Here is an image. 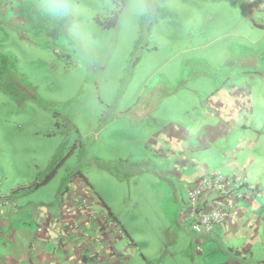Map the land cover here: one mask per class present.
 I'll list each match as a JSON object with an SVG mask.
<instances>
[{"label":"rangeland","instance_id":"1","mask_svg":"<svg viewBox=\"0 0 264 264\" xmlns=\"http://www.w3.org/2000/svg\"><path fill=\"white\" fill-rule=\"evenodd\" d=\"M71 2L79 9L78 16L51 15L46 0L1 1L4 10L14 12L10 19L0 20L4 187L12 183L14 168L16 174L26 173L22 180L33 184L53 172L52 183L30 197L59 202L67 187L74 185L77 195H87L83 189L88 187L91 197L102 196L112 206L125 230L139 242L147 235L163 243L172 236L181 238L191 233L185 218L181 227L182 203L174 195L179 192L180 200L184 196L187 181L181 175L194 174L195 182L206 168L218 172L217 156L224 145L194 153L190 158L201 166L182 172L167 153L163 157L154 150L161 145L154 142L155 134L169 130L173 122L188 131V139L192 140L190 134L198 139L199 128L207 123L205 108L223 107V101L230 100L229 91L235 92V102L242 97L252 102L255 111L254 123L250 119L247 129L233 131L235 137L252 142L241 153L239 166L246 154L252 155L254 178L264 177V50L259 52L264 31L252 23L264 27V0ZM40 9L64 21L59 36L48 31L54 28L49 22H40ZM118 10L117 25L105 28ZM73 23L80 24L82 36L74 34ZM165 93L171 97L163 105L158 101ZM206 93L209 100L202 107L199 102ZM147 99L156 110L140 119L134 109ZM243 124L247 123L238 125ZM250 124L256 127L255 135ZM29 170L32 175L27 176ZM136 250L140 258L146 248ZM151 252L165 254L157 246Z\"/></svg>","mask_w":264,"mask_h":264},{"label":"crops","instance_id":"2","mask_svg":"<svg viewBox=\"0 0 264 264\" xmlns=\"http://www.w3.org/2000/svg\"><path fill=\"white\" fill-rule=\"evenodd\" d=\"M1 1L0 20L4 21L10 19L14 12L4 10ZM226 13L232 16L231 12ZM252 23L258 30L264 31L262 25ZM248 42L256 41L249 39ZM263 50L264 45H261L259 52L262 53ZM234 93L228 92L230 100L223 101V107L218 104L217 108L212 110L205 108L207 123L199 128L202 134L199 131L198 139L193 134H190L192 140L188 139V131L169 122V130L162 131L159 128L158 130H161L156 132L154 141L161 144L160 150H154L160 151L157 153L163 154V157H166L167 153V157H170L168 159H173L182 172L192 166L194 170L201 166V163L194 164L190 158L194 153L203 152L214 145H224L220 150L221 156H217V169L231 178L241 177L246 186L241 190L242 197L237 199V208L228 213L221 227L204 235L191 231L192 234L187 232L181 238L172 236L168 240L164 239V243L159 238L154 240L147 235L141 243L125 230L112 206L102 196H99L100 200L91 197L88 187L83 189L87 195H77L76 191L79 189L73 185L72 189L67 187L59 202L45 199L43 201L42 196L32 194L30 197L29 194H39L40 187L52 183L55 173L51 172L43 181L36 180L34 184L36 183L37 187L32 189V181L22 180L26 173L18 171L16 174L14 168L15 175L8 187L3 186L4 178L0 179V196H6L10 201L8 205H0V264H149L150 260L156 264H264V177H260V180L259 177L254 178L252 165L254 166L256 161L252 155L246 154L244 165L239 166L241 153L252 147V142L233 134L237 128L247 129L250 119L253 123L256 121L255 118L252 119L255 111L252 102L248 103L243 97L235 102ZM209 96L210 93H206L201 97L200 106L205 107ZM170 97V93H165L160 96L158 102L165 105L166 99ZM134 110L140 119H145L155 112L156 107L154 108L153 103L147 99L138 102ZM245 114L251 117L246 119ZM243 120L247 124L239 127L238 124ZM252 128V135H255L256 127ZM207 129L212 132L208 133ZM252 150H255V146ZM19 166L23 168L22 165ZM211 173L213 171L206 168L199 177ZM4 174L5 172L2 173ZM30 175L32 170L27 172V176ZM181 177L187 181L184 196L180 200L179 192L175 191L174 195L176 201L182 203V206L179 205V220L181 227H185V190L194 183L192 181L195 176L182 174ZM254 179L255 181H251ZM69 193L71 194L66 195ZM167 242L173 246L165 247ZM156 246L165 250L162 257L151 252ZM141 247H145L146 251L140 253L138 258L135 251Z\"/></svg>","mask_w":264,"mask_h":264},{"label":"built area","instance_id":"3","mask_svg":"<svg viewBox=\"0 0 264 264\" xmlns=\"http://www.w3.org/2000/svg\"><path fill=\"white\" fill-rule=\"evenodd\" d=\"M243 185L242 180L213 172L188 186L185 190L183 215L190 230L204 235L221 227L228 213L237 208V199L242 197ZM9 202L6 196H0V205H8Z\"/></svg>","mask_w":264,"mask_h":264},{"label":"clouds","instance_id":"4","mask_svg":"<svg viewBox=\"0 0 264 264\" xmlns=\"http://www.w3.org/2000/svg\"><path fill=\"white\" fill-rule=\"evenodd\" d=\"M46 8L49 14L66 17V16H78L79 9L71 2V0H46ZM72 30L75 35L82 36L81 26L79 23H73Z\"/></svg>","mask_w":264,"mask_h":264},{"label":"trees","instance_id":"5","mask_svg":"<svg viewBox=\"0 0 264 264\" xmlns=\"http://www.w3.org/2000/svg\"><path fill=\"white\" fill-rule=\"evenodd\" d=\"M122 4H123V0H122ZM120 10L116 11V13L114 14V17L109 19L108 22L104 25L105 28H113L117 25V20H118V13H119ZM38 14H40V22H49L50 25H52V30L51 29H48V31H53V36L57 37L59 36V34L62 32L63 30V26H64V21L61 19V18H56V17H53L51 18V16L49 15H46L44 12L41 11H38L37 12ZM24 22V21H23ZM40 22L36 23V25H40ZM42 28L46 29V27H43L41 26ZM33 34V33H32ZM36 35V34H34ZM30 37V36H29ZM31 40V42L35 43V44H39L38 40L35 39L34 37L33 38H29ZM232 179L234 180H242L241 177L239 178L238 176H232ZM243 181V180H242ZM243 186L245 187L246 184L245 182L243 181ZM37 185H32V189L35 188Z\"/></svg>","mask_w":264,"mask_h":264}]
</instances>
